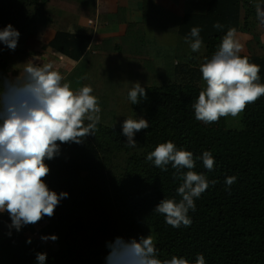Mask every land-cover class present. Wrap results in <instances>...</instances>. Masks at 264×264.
Returning a JSON list of instances; mask_svg holds the SVG:
<instances>
[{
  "label": "trees",
  "instance_id": "1",
  "mask_svg": "<svg viewBox=\"0 0 264 264\" xmlns=\"http://www.w3.org/2000/svg\"><path fill=\"white\" fill-rule=\"evenodd\" d=\"M257 3L264 7L262 0H209L205 13L185 7L179 18L144 0L142 22L128 24L122 9L97 17L95 0H0V30L11 24L20 33L18 43L37 33L39 16L49 4L92 22L127 25L123 37L106 39L100 46H91L88 29L77 34L59 29L47 44L75 64L63 82L74 91L90 86L101 119L94 135L81 144H61L59 154L45 160L48 188L69 194L51 218L19 232L12 229L9 235L10 217L0 214V264H37L36 254L44 252L28 243L25 231L44 223L60 236L59 250L47 255L46 264H106L108 242L149 235L161 260L178 256L195 264L202 254L205 264H264V95L242 111L239 131L228 129L226 117L210 124L198 121L192 107L201 91L200 66L211 59L229 29L249 31ZM217 22L221 29L213 27ZM193 27L202 29L198 52L185 42ZM247 48L248 55L241 57L259 66L258 83L264 84V51L254 41ZM0 76L10 77L1 44ZM136 82L147 98L133 104L128 93ZM127 118L149 121L148 129L135 134L136 147L128 146L123 135ZM169 141L194 158L209 151L215 160L212 171L196 160L193 170L217 183L195 200L190 227L173 228L154 212L163 199H181L180 173L171 164L162 171L147 160ZM230 176L237 179L228 188Z\"/></svg>",
  "mask_w": 264,
  "mask_h": 264
},
{
  "label": "clouds",
  "instance_id": "2",
  "mask_svg": "<svg viewBox=\"0 0 264 264\" xmlns=\"http://www.w3.org/2000/svg\"><path fill=\"white\" fill-rule=\"evenodd\" d=\"M255 8L257 20L264 25V8L260 3ZM213 27L221 29L223 26L217 22ZM201 31L193 27L185 37L193 52H198L203 45ZM19 38V31L11 24L0 30V43L10 50L17 48ZM242 50L239 34L236 28H231L211 59L200 66L206 87L192 105L198 121L210 124L221 117H236L248 104L264 95V84L258 83L260 68L251 64L247 56L241 57ZM24 65L23 71L14 78L0 76V214L7 213L10 217L9 235L12 229L19 232L24 226L54 215L60 201L69 194H57L48 188L44 178L50 168L45 160L54 159L61 144H81L84 138L94 135L101 119L98 98L92 95L90 86L72 90L69 83L63 82L61 73L53 70L52 63L29 61ZM128 98L138 104L147 98V92L136 82ZM148 128L149 121L144 118H127L122 125L126 144L136 147L135 134ZM147 160L162 171H167L171 164L183 181L177 189L181 199H163L154 212L163 215L173 228L190 227L189 211H195V200L210 183H217L193 169L196 160H202L204 168L212 171L215 166L212 153L205 151L194 158L191 151L178 150L169 141L159 144L147 155ZM184 169L187 171H182ZM236 179L235 176L226 178L228 188ZM41 239L56 241L58 237ZM107 247L106 264H189L186 258L178 256L159 259L152 235L139 240L117 237L108 242ZM36 259L37 264H46L47 254L37 253ZM195 264H205V257L198 254Z\"/></svg>",
  "mask_w": 264,
  "mask_h": 264
},
{
  "label": "crops",
  "instance_id": "3",
  "mask_svg": "<svg viewBox=\"0 0 264 264\" xmlns=\"http://www.w3.org/2000/svg\"><path fill=\"white\" fill-rule=\"evenodd\" d=\"M143 1L144 0H95V10L98 17V15H114L118 12L119 9H122L124 11V14L122 15V18L125 20L124 22L128 24H137L141 23L143 20ZM150 1L179 18L183 17L185 7H188V10H190L192 13L203 14L205 13L209 3V0ZM262 1L264 4V0ZM48 8L50 12H52L53 14H57L58 17L61 18V22L63 23L61 26H64L63 28L68 27L67 31L71 33L74 30L76 31L74 34H77L82 30L93 29L94 33L92 34L91 41L92 47L100 46L104 40L109 38H121L126 33L127 25L125 23L101 24L98 23L97 19L96 21L92 22L90 21V19L81 17L73 12L61 10L54 6L52 7V5H48L45 12L48 11ZM250 21L251 23L249 31L238 32L241 43L243 44V50L240 55H248L247 43L249 41H254L264 51V25H261L260 22L257 20L256 10L253 11ZM52 26V32H49L51 33V36L49 37L47 43L40 39V46L48 44L52 40L56 31L60 29L59 25L56 28L54 27V25ZM40 29L41 27H39V31L36 35L39 34V38H44L45 34L43 33H45V31L43 33H40ZM35 50L36 51H34V53L37 52V50L41 51L40 48ZM26 54L29 60L35 62L29 52H27ZM56 55L58 57L55 56L49 63L53 64V70L63 73L61 75L65 78L68 73L75 67V64L60 54L56 53Z\"/></svg>",
  "mask_w": 264,
  "mask_h": 264
},
{
  "label": "rangeland",
  "instance_id": "4",
  "mask_svg": "<svg viewBox=\"0 0 264 264\" xmlns=\"http://www.w3.org/2000/svg\"><path fill=\"white\" fill-rule=\"evenodd\" d=\"M46 9L47 6L46 8H44V14L42 16H39V18L41 17L40 19L41 23L39 24V27H41L40 33H43L45 31V33H43L45 34L44 38L41 37L39 38V34L36 35L37 34L36 33L35 35L28 38L26 41L18 43V46L14 51L8 49L2 43H0L4 51V59L8 65V72L12 78L18 76L20 74L19 72L23 71L25 67L24 64L31 61L24 53L29 52L32 58L35 60V62L39 64L49 63L55 56L58 57L56 53L47 46V44L44 46L43 45L40 46L39 45L40 39L43 40L45 43H47L49 37L51 36V33L49 32H52L51 31V28L53 27L52 25H54L55 28L58 27L59 25V28L64 30H67L68 27L63 28L64 26H61L63 24L61 22V18H59L57 14H53L52 12H50L49 8L48 11L45 12ZM88 30H92V34L94 33L93 29H88ZM75 32L76 31L74 30L72 33ZM39 48L41 49V51L37 50V52L34 53V51H36L35 49H39ZM17 52H23V53L20 55H16ZM200 87L201 90H203L206 87L203 78H201L200 80ZM241 119H242V112L236 117L227 116L226 122L228 129L239 131L241 129ZM25 233L27 237L47 255L56 253L59 250L60 236L57 234L52 224L44 223L40 226H28L26 228ZM0 234H1V230H0ZM43 236H47V237L56 236L58 237V239L56 241H52L51 239H49L48 241H44L41 239V237Z\"/></svg>",
  "mask_w": 264,
  "mask_h": 264
}]
</instances>
